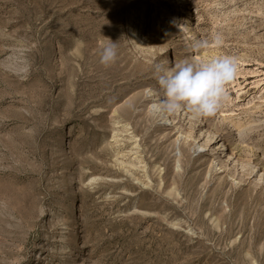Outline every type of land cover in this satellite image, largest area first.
Masks as SVG:
<instances>
[{
  "label": "rangeland",
  "instance_id": "1",
  "mask_svg": "<svg viewBox=\"0 0 264 264\" xmlns=\"http://www.w3.org/2000/svg\"><path fill=\"white\" fill-rule=\"evenodd\" d=\"M199 49L239 64L230 125L153 123L154 64ZM177 123L214 124L221 166ZM263 154L264 0H0V264H264Z\"/></svg>",
  "mask_w": 264,
  "mask_h": 264
},
{
  "label": "clouds",
  "instance_id": "2",
  "mask_svg": "<svg viewBox=\"0 0 264 264\" xmlns=\"http://www.w3.org/2000/svg\"><path fill=\"white\" fill-rule=\"evenodd\" d=\"M215 40L219 46V36ZM109 41L100 50V63L105 67L114 64L118 55L115 42ZM206 44L205 41H198L193 47L198 49ZM239 70L237 60L231 56L199 61L184 59L174 66L155 63L153 76L158 89L148 88L144 92L150 119L155 124H167L176 113L185 110L193 119L214 116L227 103L229 85L237 78ZM180 144L177 141V154ZM201 150L194 145L191 149L193 157Z\"/></svg>",
  "mask_w": 264,
  "mask_h": 264
},
{
  "label": "bare ground",
  "instance_id": "3",
  "mask_svg": "<svg viewBox=\"0 0 264 264\" xmlns=\"http://www.w3.org/2000/svg\"><path fill=\"white\" fill-rule=\"evenodd\" d=\"M178 19V18H177ZM190 24H185V23H182V30L183 31H186L187 32V34H189L190 35V37H193L194 36V32L193 31H191L190 30V26H189ZM142 28H144V25H142ZM181 28H179V32L180 31H182V30H180ZM129 31V30H128ZM124 32V31H123ZM122 32V33H123ZM133 34H134V32H133ZM121 35H125L126 37H128L129 35H128V33H123V34H121ZM132 35V34H131ZM138 37H139V35L138 34H136V35H134V37H131V39L132 40H135V39H138ZM129 38V37H128ZM135 46H140V45H143L144 43L143 42H141L140 43V41H138V40H136L135 41ZM163 48H164V46H162ZM189 57H191V58H193V60H195V61H199V60H202L203 59V57H204V54L202 53V50L201 49H199V50H194V51H192L191 52V54L189 55ZM167 59V58H166ZM166 59H163V61L164 60H166ZM171 60H172V57H171ZM173 62V61H172ZM176 64V63H175ZM174 63H173V65L172 66H174L175 65ZM186 111V110H185ZM182 112H184V111H182ZM184 114H188L189 116H190V114L188 113V112H185V113H183V115ZM177 115H178V113H177ZM182 115V114H181ZM217 118L219 119V121H221L222 123H224V124H227V125H230V123H229V121H227V115H225L224 114V112H222V111H218L217 112ZM176 117V116H175ZM174 119V117H171L170 118V120H169V122L167 123V124H164V125H169L170 123H171V125H173L174 123H175V120H173ZM179 120V119H178ZM190 120H193V118L190 116ZM201 123H205V121H204V118H199L198 119ZM177 121V120H176ZM181 121V120H180ZM179 122V121H178ZM254 122H257V121H254ZM259 122V121H258ZM180 123V122H179ZM256 124V123H255ZM248 125H249V123H248ZM175 126L177 127V129H178V127H179V136H178V141H179V138L181 139V140H183L185 143L186 142H188L189 140H194L196 143H197V145L202 149L201 151H207V150H211L212 151V164H217L218 166H221L220 165V161H223L222 159H221V156H220V154H219V151H220V149L218 148V147H216L215 145L219 142V141H223L224 139L223 138H221V134L219 133V131H218V129L215 127V125L214 124H212V123H209V125H208V129H209V131L207 132V134H198L197 136H193L192 135V132H184V131H182L181 129H180V126L178 125V123L177 124H175ZM231 128H233V127H231ZM252 128H254V125H250V126H246V127H244V128H242V129H240V131H239V135L241 136V135H243V134H245L246 132H248V130H250V129H252ZM241 142H244V141H241ZM227 143L225 142V146H227L226 145ZM234 149V148H233ZM223 151H224V149H223ZM234 152H235V149H234ZM222 153V152H221ZM233 154L234 153H232V154H226L225 156L227 157V159L225 160V161H227L228 163L230 162V164H228L229 166L230 165H234L235 167V170H238V168L236 167V161H234V158H233ZM237 154L239 155V156H241V153H239V152H237ZM264 155V154H263ZM220 162V163H219ZM224 162V161H223ZM226 163V162H225ZM227 164V163H226ZM226 164H223V165H225L226 166ZM245 167H249V173L248 174H253L254 173V171H255V169H256V167H257V164H255V165H253V166H251V165H246V166H242V168L244 169ZM222 168H224V167H222ZM228 169H230V167H227ZM232 168V167H231ZM232 170V169H231ZM236 172V171H235ZM263 175H264V165H263V174L262 175H260V178H259V180H262V179H264V177H263ZM241 177H243V176H241ZM258 180V181H259ZM70 194H73V193H70ZM73 232V234H76V235H78L79 233H78V231L77 230H73L72 231ZM42 258H43V255L41 254V255H39V256H37V258L35 259V263L34 264H36L37 262H39V264L41 263V261H42Z\"/></svg>",
  "mask_w": 264,
  "mask_h": 264
},
{
  "label": "built area",
  "instance_id": "4",
  "mask_svg": "<svg viewBox=\"0 0 264 264\" xmlns=\"http://www.w3.org/2000/svg\"><path fill=\"white\" fill-rule=\"evenodd\" d=\"M224 150L226 151V150H227V148H225V147H224Z\"/></svg>",
  "mask_w": 264,
  "mask_h": 264
}]
</instances>
